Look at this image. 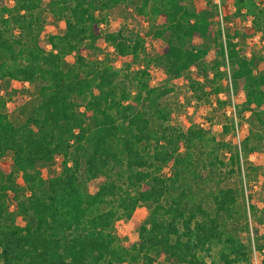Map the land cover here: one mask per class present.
<instances>
[{
	"label": "trees",
	"instance_id": "obj_1",
	"mask_svg": "<svg viewBox=\"0 0 264 264\" xmlns=\"http://www.w3.org/2000/svg\"><path fill=\"white\" fill-rule=\"evenodd\" d=\"M232 3L227 12L212 0H49L47 9L64 30L43 43L42 0H0V90L14 94V81L37 87V102L21 122L11 120L0 96V160L12 158L11 170L0 175V264H155L159 257L171 264H250L238 190L222 184L225 175L240 172L247 141L224 161L219 154L228 142L203 125L166 124L172 111L162 99L172 88L149 80L150 65L171 79L195 67L207 81L213 73L215 98L221 91L229 96V86L220 87L226 76L220 67L228 64L232 84L244 90L241 109L263 106L264 72L256 73L254 62L264 69V54H242L239 38L264 41V7ZM119 4L158 22L153 36L165 43L154 57L133 30L101 28L100 13ZM100 40L114 56L128 57L123 68L106 54L87 59L100 53ZM212 46L220 59L208 66ZM58 157L60 172L44 178L38 163ZM100 177L92 189L89 183ZM140 205L148 215L135 239L121 245L113 223ZM249 209L257 217L255 254L264 264V209L252 201Z\"/></svg>",
	"mask_w": 264,
	"mask_h": 264
},
{
	"label": "rangeland",
	"instance_id": "obj_2",
	"mask_svg": "<svg viewBox=\"0 0 264 264\" xmlns=\"http://www.w3.org/2000/svg\"><path fill=\"white\" fill-rule=\"evenodd\" d=\"M256 6L263 8L264 0H252ZM49 0H42L44 8V30L42 32V41L46 43V36L49 33H61L64 30V21L56 20L48 11ZM213 2V0H212ZM221 6H225L227 12H232L235 5L232 0H219L216 3L218 10ZM249 2L247 6H251ZM199 7H204L205 2L200 1ZM100 16L104 18L101 28L104 31H116L120 28H127L138 33L145 40V53L149 57H154L158 54L165 43V37L156 38L153 32L158 28V22L145 17L137 16L135 10L125 4H119L111 8L107 12H101ZM100 53H92L87 55L89 61H95L103 57L105 54L111 56L113 63L117 68H123L128 61V57H119L112 54V46L105 43L103 40L97 42ZM239 47L242 54L251 57L252 55L261 56L264 54V41H261L259 36L239 38ZM70 61L73 56H69ZM220 59V58H219ZM215 55V49L212 46L208 55L204 58V62L208 66L215 65L219 60ZM135 67V65H134ZM256 73L264 72L261 61L256 58L254 62ZM220 70L226 71V76L220 83L222 89L228 85L230 88L229 96L221 91L215 98L216 83L210 81L213 79V73H209L208 81L205 80L202 72L193 67L186 71L179 79L168 78L163 71L154 65L149 67V80L151 85L168 86L172 88L163 99V104L171 108L172 115L166 124H170L177 128L186 129L190 124L203 125L209 135L217 139H223L228 142L230 149H221L220 158L227 161L230 150L235 147L239 149L241 142L247 141V151L240 149V172L225 175L223 180L224 186L236 187L238 190V206L245 212L242 222L246 221L249 224V231L242 234L244 242L251 249L250 264H258L255 254V242L252 232V227L257 222L251 210L249 203L252 201L255 204L257 211L264 209V105L256 107L250 106L247 110H242V102L244 90L240 84H232L230 79L231 69L228 64L220 67ZM219 86V81H217ZM12 88H3L0 90V96H3L7 101L6 108L9 117L15 122L23 121L30 113L32 106L37 102V87L30 83H11ZM7 90L9 91L7 93ZM224 90V89H223ZM242 110V111H241ZM261 113L260 116L257 114ZM227 124L229 132L223 134V126ZM11 153H7L0 160V175H5L11 170ZM61 158H56L52 164L38 163V168L44 178L57 174L61 170ZM228 169V168H225ZM224 169V170H225ZM103 177L91 181L90 187L95 189L103 181ZM17 181L22 183L20 176ZM11 209L14 208V201L8 199ZM149 208L146 205L138 206L129 219H119L113 223L112 232L117 236L121 245L127 244L136 237V229L138 224L146 219ZM19 223L23 224L24 219L18 218ZM123 264H142L130 263ZM155 264H171L163 257H159Z\"/></svg>",
	"mask_w": 264,
	"mask_h": 264
},
{
	"label": "built area",
	"instance_id": "obj_3",
	"mask_svg": "<svg viewBox=\"0 0 264 264\" xmlns=\"http://www.w3.org/2000/svg\"><path fill=\"white\" fill-rule=\"evenodd\" d=\"M213 2H214V3H218V2H219V0H213Z\"/></svg>",
	"mask_w": 264,
	"mask_h": 264
}]
</instances>
